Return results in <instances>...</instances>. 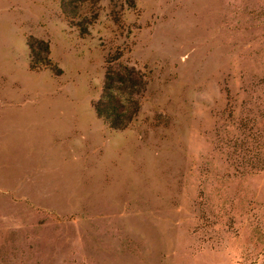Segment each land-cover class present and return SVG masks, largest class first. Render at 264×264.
Returning <instances> with one entry per match:
<instances>
[{
    "label": "rangeland",
    "instance_id": "374dc122",
    "mask_svg": "<svg viewBox=\"0 0 264 264\" xmlns=\"http://www.w3.org/2000/svg\"><path fill=\"white\" fill-rule=\"evenodd\" d=\"M90 1L79 36L0 0V264H264V0ZM115 53L146 80L123 129L91 106Z\"/></svg>",
    "mask_w": 264,
    "mask_h": 264
},
{
    "label": "trees",
    "instance_id": "16d2710c",
    "mask_svg": "<svg viewBox=\"0 0 264 264\" xmlns=\"http://www.w3.org/2000/svg\"><path fill=\"white\" fill-rule=\"evenodd\" d=\"M57 1L61 14L76 27L78 35L87 34V26L96 15H90L88 18L89 12L82 13L81 7L85 1L89 4L92 2L90 0ZM26 45L30 54L28 59L30 71L47 69L55 76L61 74V69L48 57L46 40L28 36ZM119 59L118 53L105 58L99 95L91 102L96 117L111 129H123L134 119L139 109L140 96L146 85L144 73Z\"/></svg>",
    "mask_w": 264,
    "mask_h": 264
}]
</instances>
